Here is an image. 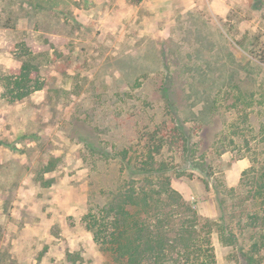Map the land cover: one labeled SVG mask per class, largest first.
<instances>
[{"label":"rangeland","instance_id":"1","mask_svg":"<svg viewBox=\"0 0 264 264\" xmlns=\"http://www.w3.org/2000/svg\"><path fill=\"white\" fill-rule=\"evenodd\" d=\"M41 1L0 0V74L21 65L26 44L45 78L18 102L0 85V264H114L82 218L118 168L87 141L113 151L141 142L146 125L171 117L168 89L215 167L172 185L218 218L216 184L238 188L264 145V0ZM213 243L220 264H244L240 246L218 232Z\"/></svg>","mask_w":264,"mask_h":264},{"label":"trees","instance_id":"2","mask_svg":"<svg viewBox=\"0 0 264 264\" xmlns=\"http://www.w3.org/2000/svg\"><path fill=\"white\" fill-rule=\"evenodd\" d=\"M39 3L57 7L56 0ZM21 48V65L0 74L2 97L10 102L28 98L45 84L37 55L26 44ZM259 55L264 63V48ZM164 97L171 117L146 125L141 142L113 151L87 141L91 152L115 160L118 176L106 199L92 202L83 215L86 228L114 264H220L214 232L224 245L240 246L244 264H264V145L243 171L238 188L216 184L223 193L222 213L216 219L204 217L173 187L172 179L195 171L213 177L211 148L206 140L199 148L184 122H177L178 110L185 104L173 90ZM214 144L222 154L224 148ZM67 255L76 263L73 254Z\"/></svg>","mask_w":264,"mask_h":264}]
</instances>
